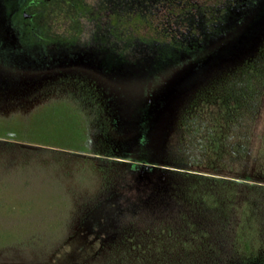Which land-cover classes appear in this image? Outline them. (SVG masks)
<instances>
[{
    "label": "rangeland",
    "instance_id": "rangeland-1",
    "mask_svg": "<svg viewBox=\"0 0 264 264\" xmlns=\"http://www.w3.org/2000/svg\"><path fill=\"white\" fill-rule=\"evenodd\" d=\"M263 41L264 0H0V264H259L187 201L215 172L181 123Z\"/></svg>",
    "mask_w": 264,
    "mask_h": 264
},
{
    "label": "trees",
    "instance_id": "trees-1",
    "mask_svg": "<svg viewBox=\"0 0 264 264\" xmlns=\"http://www.w3.org/2000/svg\"><path fill=\"white\" fill-rule=\"evenodd\" d=\"M213 86L190 104L181 123L191 138V151L205 162L194 157L195 164L215 172L214 177H203L212 184L193 185L203 187L190 190L187 201L197 212L213 216L218 231L232 230L226 237L228 245L245 263L264 264V127L256 135V153L250 155L264 89V41L253 57L243 59ZM241 180L248 183L239 184ZM153 234L160 246L170 244L186 254L196 252L199 241L205 244L211 237L209 231L194 225L178 232L160 228Z\"/></svg>",
    "mask_w": 264,
    "mask_h": 264
}]
</instances>
